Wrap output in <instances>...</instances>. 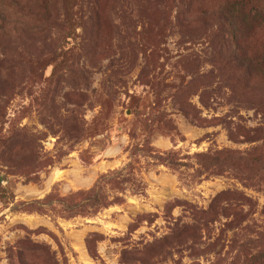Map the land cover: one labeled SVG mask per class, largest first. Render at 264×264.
I'll return each instance as SVG.
<instances>
[{"label":"rangeland","instance_id":"1","mask_svg":"<svg viewBox=\"0 0 264 264\" xmlns=\"http://www.w3.org/2000/svg\"><path fill=\"white\" fill-rule=\"evenodd\" d=\"M15 1L0 264H264V0Z\"/></svg>","mask_w":264,"mask_h":264},{"label":"trees","instance_id":"2","mask_svg":"<svg viewBox=\"0 0 264 264\" xmlns=\"http://www.w3.org/2000/svg\"><path fill=\"white\" fill-rule=\"evenodd\" d=\"M13 1L14 4L18 3L15 0H10ZM10 4H13L12 2ZM13 15L11 12L6 13V10H0V20H2V22L4 21L5 23H3L4 26H7L8 24H12V23H19V16L17 17L18 19L13 20ZM9 19V20H8ZM2 24H0V26H3ZM5 28V27H4Z\"/></svg>","mask_w":264,"mask_h":264}]
</instances>
